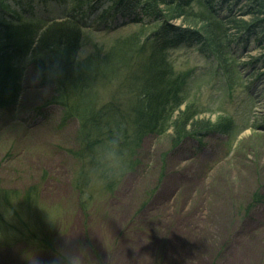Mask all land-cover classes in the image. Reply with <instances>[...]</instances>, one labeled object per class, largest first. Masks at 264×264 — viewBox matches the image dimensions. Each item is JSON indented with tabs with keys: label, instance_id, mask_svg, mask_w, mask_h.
I'll return each mask as SVG.
<instances>
[{
	"label": "rangeland",
	"instance_id": "rangeland-1",
	"mask_svg": "<svg viewBox=\"0 0 264 264\" xmlns=\"http://www.w3.org/2000/svg\"><path fill=\"white\" fill-rule=\"evenodd\" d=\"M211 1L219 15L236 18L256 5ZM33 6L55 12L71 5ZM162 11H147L146 21ZM141 27L80 29V58ZM251 41L236 57L255 64L231 89L214 73L210 52L170 51L175 76L191 75L163 129L143 137L124 165L100 149L90 158L96 169L80 153V122L66 118L53 86L23 59L19 99L0 109V264H264V75L253 80L264 72V49ZM112 84L97 86L101 100L116 90ZM189 115L209 126L173 140L175 125ZM106 157L112 161L105 166Z\"/></svg>",
	"mask_w": 264,
	"mask_h": 264
},
{
	"label": "trees",
	"instance_id": "trees-1",
	"mask_svg": "<svg viewBox=\"0 0 264 264\" xmlns=\"http://www.w3.org/2000/svg\"><path fill=\"white\" fill-rule=\"evenodd\" d=\"M234 1L242 0L225 3ZM53 2L60 8L67 3L71 6L55 16H45L35 9L33 0H0V109L17 103L24 72L19 65L26 59L38 80L53 86L52 98L66 118L80 122V153L95 169L97 162L90 158L94 154L99 158L100 149L110 150L114 163L119 159L124 165L143 137L163 129L168 107L177 102L184 80L191 75L175 76L170 51L198 46L210 52L216 62L214 73L231 89L240 71L254 63L237 62L235 47L254 38L264 49V0H256L240 18L219 15L211 0ZM193 3L203 10L195 11ZM158 5L164 11L146 21L147 11ZM177 20L185 28L171 24ZM132 24L142 26L135 37L118 39L112 48L94 49L80 58V29L111 34ZM260 33L262 40L257 38ZM106 81L116 90L101 100L97 86ZM200 123L193 115L184 118L180 127L175 125L173 140L194 138V131L209 126ZM112 157L104 158L105 166ZM86 180L89 184V178ZM6 205L14 215L9 203Z\"/></svg>",
	"mask_w": 264,
	"mask_h": 264
},
{
	"label": "bare ground",
	"instance_id": "bare-ground-1",
	"mask_svg": "<svg viewBox=\"0 0 264 264\" xmlns=\"http://www.w3.org/2000/svg\"><path fill=\"white\" fill-rule=\"evenodd\" d=\"M252 41H251V39H250V41H245L243 44H245V45H248L249 43H251Z\"/></svg>",
	"mask_w": 264,
	"mask_h": 264
}]
</instances>
